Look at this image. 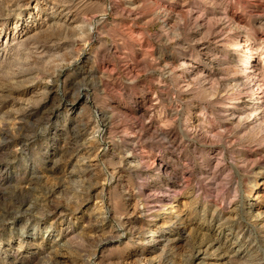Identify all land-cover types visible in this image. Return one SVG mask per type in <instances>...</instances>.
<instances>
[{
	"label": "rangeland",
	"instance_id": "374dc122",
	"mask_svg": "<svg viewBox=\"0 0 264 264\" xmlns=\"http://www.w3.org/2000/svg\"><path fill=\"white\" fill-rule=\"evenodd\" d=\"M259 18L264 0H0L1 37L44 20L0 48V264H264V78L231 70L250 48L264 71Z\"/></svg>",
	"mask_w": 264,
	"mask_h": 264
},
{
	"label": "bare ground",
	"instance_id": "6f19581e",
	"mask_svg": "<svg viewBox=\"0 0 264 264\" xmlns=\"http://www.w3.org/2000/svg\"><path fill=\"white\" fill-rule=\"evenodd\" d=\"M24 5V4H23ZM108 6V5H107ZM21 7V6H20ZM18 9V8H17ZM20 9H18L19 12ZM38 10H39V3L37 1H34V5L31 8V10L28 12V17L31 19V16H37L38 14ZM159 10V9H158ZM18 12V13H19ZM154 15L160 17L161 22L163 24V26L166 25V21L169 18V12H165L162 13V11H156L154 12ZM226 17H228V19L232 20V22L235 23V26L238 25L240 22L238 21V19L235 18L234 15L229 14V13H225L224 14ZM199 16V15H198ZM44 21V20H43ZM42 21V22H43ZM42 22L36 23V22H31L29 21L28 24L26 25H21L20 22L16 21L15 24L13 25L12 29H7L4 32L3 37L0 36V48H6L7 46H9L11 43L21 40L22 38L34 33L37 31V29H39V26L42 24ZM196 23V22H195ZM257 25L262 28L264 27V20L262 19H258L257 20ZM238 27V26H237ZM80 31L83 33V37H84V48L85 46L95 37V32H94V28L95 27H88V28H84L83 26H80ZM245 28V27H244ZM261 43L264 44V38L262 37L259 40ZM238 46V45H237ZM249 47V46H248ZM240 49V48H239ZM238 49L236 48H232L231 51H233L232 54H228L227 58H229V63H237L239 62V58L238 56H236L234 53L237 51ZM209 50L207 48H203L201 50L202 54H205L208 52ZM243 53L245 54V57L247 59L246 63L244 66L242 67H238L235 68L234 65L231 66V70L233 72V74H239V72H243L244 78L243 79H248L250 81L253 82L255 87L260 88L261 82L263 81L264 78V71H260L258 70L259 68L254 67L251 63V50L250 48H245V50L243 51ZM259 55H262L261 58L264 61V51H260ZM206 57V56H205ZM163 61V60H162ZM164 64L162 65L163 69L166 70V72H168V74L170 75V73L172 74H176L177 77H179L180 79H182V81L191 84L194 82V79H197L199 77H201V73H202V69L200 70V72L198 74L195 75V73H197V69H193L195 68L194 65L190 62V61H183L181 62V64L178 65V69L177 71H174L172 69V65H174L177 61L174 60V58H168L164 60ZM205 63H210V60L207 58V60H205ZM77 62H74L73 65H76ZM244 64V63H243ZM171 67V68H170ZM262 68V67H261ZM172 69V70H170ZM245 70V71H244ZM231 72V73H232ZM204 75V74H203ZM191 77V78H190ZM196 81V80H195ZM234 81L237 83V85L241 86L242 84H244L245 82H243L242 78L240 77H236L234 79ZM235 83V84H236ZM251 83V82H250ZM236 85V86H237ZM263 85V84H262ZM243 87V85H242ZM261 89V88H260ZM259 90V89H258ZM254 91V90H253ZM254 94L252 95V97L247 100V101H243V106L245 108V120L247 122H255L258 119V114L257 112L260 110V108L262 107V103L259 102L258 100V95L257 92H253ZM78 98L83 99L86 103H90V97L88 95V93L84 90L80 91ZM264 104V103H263ZM97 113V111L95 112ZM96 116V115H94ZM249 123V124H250ZM255 124V123H254ZM256 125V124H255ZM156 128V127H154ZM160 128V127H159ZM157 127V129H155V132L159 133L160 135H162L164 138H168L169 135L168 133L162 131L161 129H159ZM153 129V128H152ZM99 135V134H98ZM121 229V228H120ZM217 240V239H216Z\"/></svg>",
	"mask_w": 264,
	"mask_h": 264
}]
</instances>
